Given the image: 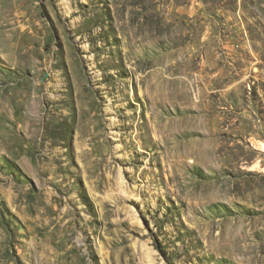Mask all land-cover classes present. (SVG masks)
<instances>
[{
	"label": "rangeland",
	"instance_id": "1",
	"mask_svg": "<svg viewBox=\"0 0 264 264\" xmlns=\"http://www.w3.org/2000/svg\"><path fill=\"white\" fill-rule=\"evenodd\" d=\"M0 264H264V0H0Z\"/></svg>",
	"mask_w": 264,
	"mask_h": 264
}]
</instances>
